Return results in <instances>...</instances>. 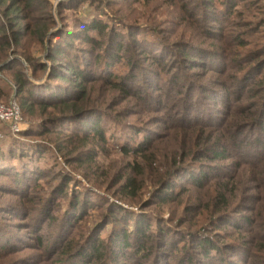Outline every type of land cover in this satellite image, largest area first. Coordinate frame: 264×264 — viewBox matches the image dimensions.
<instances>
[{
	"label": "rangeland",
	"instance_id": "obj_1",
	"mask_svg": "<svg viewBox=\"0 0 264 264\" xmlns=\"http://www.w3.org/2000/svg\"><path fill=\"white\" fill-rule=\"evenodd\" d=\"M48 2L51 4L50 9H38L34 16L47 23L53 22L51 33L56 37L53 38L52 44L58 42L60 38L69 37L70 34L77 32L81 21L91 22L95 18L105 20L110 27L114 26L127 39L137 37L138 40L146 41L148 49L145 50L147 47L143 45L142 49L147 58L139 62L143 64L144 81L146 78L150 83L147 84L146 89L143 87L149 94L145 98L150 100L147 101L148 103H141L134 98H126L123 93L106 82L95 83L91 87L92 104H95L93 108L96 110L105 112L106 119L103 126L109 143L106 147L97 148L98 156L92 163L87 162L83 165L73 163L68 165L64 157L65 153L57 151V146L63 145V137L59 138L54 133L44 137L33 135L32 132L39 131L40 123L47 118L40 116V109L35 108L34 113L29 112V114L23 110L22 130L29 131V136L19 139L24 143L36 142L38 145L34 146V150L41 154V164L37 165V168L41 170L40 174L43 176L38 179V185L29 202L37 203L39 198H51L48 203L49 211H52L51 215L58 221V226L54 225L55 221H47L41 225L43 231L40 234H43L45 243L50 244L52 238L57 236L63 216L70 210L69 197L67 200L62 198L60 192L69 196L75 189L76 194L87 202V206L80 209L67 231L69 238L74 236L75 241L82 236L87 237L95 228L100 232L102 239L112 234L111 232L115 230L113 224L116 223L106 225L105 217L108 214L109 202H113L116 206L123 207L126 212L144 214L141 215L143 216L141 220L147 221L152 230L161 228L166 231L171 228L177 236L176 242L184 238L191 252H195L192 244L196 242L191 240L202 239L204 235L211 243L224 247L223 259L226 260V264H261L258 261L260 259H255L251 252L257 254L259 258H264V241L261 239L264 237V184L256 181L264 177V174L260 175L255 171L256 175L247 169L248 162L254 157L253 153H256L255 150L252 153L255 144L250 130L242 134L245 142L238 141L237 147L242 146V148L238 149L239 151L234 150L242 153V155L235 153L240 158L229 159L223 163L198 158L185 160L188 169L198 162L200 165L197 167L209 174H218L225 170L223 173L235 176L243 186L242 191L238 189L237 193H230L234 195L233 198V195L227 194L231 211L222 220L213 215L215 214L213 210H220L226 204L216 205L214 202L219 184L223 183L221 180L214 179L206 186H193L185 179L178 178L176 185L173 186L174 182L171 183V187L174 188L170 193L167 191L170 199L165 201L163 199L167 196L153 189L148 163L146 165L138 156L123 154L117 148L121 145L132 148L139 144L145 135L164 137L170 134L173 139L176 136L179 139L184 138L187 134L182 135L180 128H175L177 134H174L173 130L164 129L166 120L169 125L181 120L180 109L192 108L190 111L192 120L199 119L196 124L203 123L201 122L203 120L209 121L208 117L212 118L213 122L222 121L218 112L220 110L226 112L229 103L220 107L219 100H224L222 92L231 89L229 83L232 81L228 74L232 70L230 65L236 63L234 60H243L245 63L242 64V68L247 69V72L264 76V70L261 71V66L264 65V0H61L58 3L55 0H48ZM228 10L232 11L231 16H228ZM237 38L244 42L242 47L237 48L239 45ZM59 42L63 44L65 41L62 39ZM45 45L47 46L48 43ZM71 45L72 47L67 49L69 53L75 54L73 52L75 48L88 50L82 42L72 41ZM45 48L31 41L22 42L16 47L15 52L18 54L13 58H18L23 63L24 73L29 75L31 70L28 67L32 59L46 60L48 54ZM213 51L225 56L228 69L223 68L224 61L219 56H210L209 52ZM151 54L154 57H151ZM152 58H158L159 63L157 59ZM183 58L193 60L194 63L185 64ZM213 59L215 63H212ZM256 59L257 61H252ZM122 64L117 71L115 69L120 75L128 70V67ZM7 68L5 71H0V95L7 94L5 98L0 99L2 102H8L13 97L16 99L17 87L13 74L14 71L22 70L16 63H8ZM157 70L162 74L161 77H155ZM39 75L40 73L36 74ZM175 78L179 80L173 82L176 86L173 88L172 81ZM52 90L55 91V85ZM159 91L166 97L164 98ZM243 92L239 96H243ZM153 96L159 97L164 102L162 109L158 101L157 103L152 101ZM253 102L255 100L246 99L243 104L247 106ZM172 103L174 107H171ZM164 108H170V113L163 115ZM206 122L203 124H208ZM62 126L67 129L71 125H57L55 131ZM255 134L258 135V131ZM7 136L5 128L0 125V146L8 144ZM130 137H132L131 141H129ZM244 143L247 145L244 146ZM169 148L167 144L159 145L154 152L163 155V151ZM93 149L95 148L90 147L87 150ZM154 152L148 151L145 153V158L151 160ZM243 162L244 166L241 164ZM136 165L139 166L136 168L134 167ZM256 170H260V167ZM138 171H143L144 176L138 175L136 173ZM57 174L69 176L71 182L68 183L66 190L62 189L64 185H61V181L54 178ZM129 176L135 177L138 181L144 180L145 188L135 199H126V195L119 192V188ZM184 176L189 179V176ZM178 186L183 189L179 190ZM243 196L251 197L243 198ZM6 198L14 200L9 195ZM4 199H0V211L9 204V201L4 202ZM52 203H55L54 207H51ZM0 215L5 216L2 219L0 217V230L13 233L16 238L14 246L17 248L4 257L0 264L52 262L51 257L47 258L44 252L38 251L36 241L29 238L35 236L32 232L37 228L35 225L31 229L28 228L29 217L22 215L16 218L4 212ZM248 216L259 222L257 226L261 227L262 224V229L259 227L260 230H256V233L244 230L246 225L242 218ZM139 217L137 216V219ZM178 245L180 246V243ZM184 250L173 255L170 261H165L166 264H186L187 262L181 261L184 259ZM195 262L193 264H201ZM144 264L151 262L146 261Z\"/></svg>",
	"mask_w": 264,
	"mask_h": 264
},
{
	"label": "trees",
	"instance_id": "obj_2",
	"mask_svg": "<svg viewBox=\"0 0 264 264\" xmlns=\"http://www.w3.org/2000/svg\"><path fill=\"white\" fill-rule=\"evenodd\" d=\"M50 7L51 4L48 0H0V71L7 70L8 63H16L18 67H23V63L18 58H13L15 54H18L15 49L20 43L31 41L36 45L46 47L45 50L48 54L46 60L32 59L28 67L31 70L29 75L24 73L23 68L20 71H14L13 79L16 83L15 87H17L16 100L22 115L23 110L29 114V112L34 113V109L38 108L41 112L40 116L47 117L40 123V130L32 132L33 135L44 137L54 133L59 138L63 137V145L57 146L56 149L65 153L64 157H66L68 165L92 163L98 156L97 148L106 147L109 142L103 126L106 119L105 112L93 108L95 104H92L91 87L95 83L103 81L123 93L126 98H134L141 103L149 102L150 99L145 98L149 94L144 88L146 89L147 84L150 83L146 78L144 81L143 64L139 62L141 59L147 58L144 56L145 51L142 49V45L147 47L145 49L147 50L148 44H145L146 41L138 40L137 37L127 39L114 26L110 27L105 20L97 18L86 23L81 21L77 32L70 34L69 37L60 38L58 42L52 44L53 38L56 37L51 33L53 22L47 23L34 16L38 9L49 10ZM231 14L232 11L228 10V16ZM62 39L65 41L63 44L59 42ZM72 41L82 42L88 47V50L75 48L73 49L75 54L67 52V49L72 47V45L70 46ZM237 41H239L237 48L242 47L244 42L240 38H237ZM209 53L210 56H219L224 61L223 68L228 69L224 55H218L215 51ZM152 55L151 57H154ZM152 59H157L159 63L158 58ZM182 60L185 64L194 63L193 60L190 61L186 58ZM252 61H257V59ZM234 62L236 63L230 65L232 70L228 74L232 81L229 83L231 89L228 88L222 92L224 100H219L220 107L229 103L226 112L225 110L218 112L222 119L221 122H213V119L208 117V124H203L206 122L205 120L201 121L203 123L196 124L199 119L192 120L190 113L192 108L180 109L181 120L172 122L170 125L166 120L164 129L165 131L173 130L174 134H177L176 131L180 128L182 135L187 134L184 135V138L179 139L176 136L173 139L172 136H169L170 134H166L164 137L145 135L141 142L132 148L122 145L117 148L123 154L129 153L138 156L146 165L148 163L153 189L157 193H164V196H167V191L170 193V190L174 188L178 178L185 179L193 186H206L214 179L221 180L223 183L219 184L220 187L218 186L220 190L216 191L214 202L216 205L226 204L220 210H213L215 218L221 220L231 211L230 199L227 198V194L233 195L230 193L235 194L238 189L242 191L243 186L235 176L223 173L225 170L222 173L209 174L203 171L204 169L197 167L200 165L198 162L188 169V163L185 164V160L198 158L199 160L223 163L229 159L240 158L235 153L240 155L242 153L234 150L242 148V146L237 147L240 141L245 142L242 134L250 130L255 144V146L253 144L252 153L254 150L256 153H253L254 157L248 162L247 169L251 173L257 171L260 175L264 174V76L247 72V69L242 68V64L245 62L241 59L234 60ZM212 63H215V59ZM120 64L128 67V70L121 75L115 72ZM13 67L12 69H14ZM261 69V71L264 70V65L261 66ZM37 73L40 75L36 76ZM161 75L158 70L155 71V77H161ZM177 80L179 79L175 78L172 85ZM53 85H55V91L52 90ZM175 87L173 85V88ZM253 87H255L254 90ZM241 92L244 93L243 96H239ZM161 94L164 98L166 97L165 94ZM6 96L7 94L0 95V99ZM246 99L255 100V102L246 106L243 104ZM152 101L154 103L158 101L159 107L162 109L164 102L159 97L154 98L153 96ZM174 106L172 103L171 107ZM169 109L164 108L162 114H169ZM60 124L71 126L67 129L62 126L55 131V127ZM0 125L5 128L8 135V144L0 146V199L6 198L7 195L14 198L13 201L7 200L8 198L3 200L4 202L9 201V204L0 213L4 212L16 218L22 215L29 217L28 228L31 229L33 225L37 227L32 232L35 236H29V238L36 241L38 251L44 252L47 258L51 257L50 264H144L146 261L151 264H166L165 261H170L171 257L181 252L182 249L185 250L183 251L184 259L181 261L187 262L186 264H193L194 261L201 264L227 263L223 259L225 256L224 247L211 243L206 236L202 235V239L191 240V242L196 241L192 244L195 252H191L187 240L181 238L176 242L177 236L171 228L166 231L161 228L152 230L147 221L142 222L144 214L136 215L126 212L122 209L123 207H118L113 202H109L108 214L105 217L106 225L112 224V222L116 223L113 224L115 230L111 232L112 234L106 239H102L99 235L100 232H97L95 228L87 237L82 236L75 241L74 236L69 238L67 231L76 214L87 206V202H84L76 194L75 189L69 196L60 192L62 198L67 200L69 197L70 210L63 216L57 236L53 237L50 244L47 245L43 234H40L43 231L41 225L47 221H55L54 225L58 226L56 217L51 215L52 211H49L48 203L51 198H39L37 203L29 202L30 196L38 185V179L43 177L40 174L41 170L37 168V165L41 164V154L34 150V146L38 145L32 141L33 144L24 143L19 139L29 136V131L22 130L18 134H12L3 123L0 122ZM257 131L258 135L255 134ZM131 140L132 137L129 141ZM163 144H167L170 148L163 151V155L156 154L154 149ZM246 145L247 143H244V146ZM90 147L95 149L88 151L87 149ZM148 151L154 152L151 160L145 158V153ZM241 164L245 165L244 162ZM257 167H260V170H256ZM136 173L144 176L143 171ZM184 175L189 176V179L187 180ZM54 178L61 181V185H64L63 190H66L68 183L71 182L69 176L63 174H57ZM256 181L264 184V177L256 179ZM172 182L174 183L171 187ZM144 185V180L138 181L135 177L129 176L123 186L119 188V192L126 195V199H135L145 188ZM178 189H183V187L178 186ZM69 190L68 188L67 191ZM56 193L59 194V192ZM250 197L243 196V198ZM169 199L167 196L163 200L168 201ZM54 206L55 203H52L51 207ZM34 215L36 216L33 219ZM37 215H39L38 218ZM137 216L140 217L137 219ZM0 217L2 219L5 216L0 215ZM242 219L246 225L244 230L251 233L258 231L260 226H257V223L259 222H255L249 216ZM261 227L260 229H262ZM261 239L264 241V237ZM15 243L16 238L13 233L0 230V261L10 255L12 251L17 250L14 246ZM251 255L257 260H262L258 261L263 264L264 258H259L254 252H251Z\"/></svg>",
	"mask_w": 264,
	"mask_h": 264
},
{
	"label": "built area",
	"instance_id": "obj_3",
	"mask_svg": "<svg viewBox=\"0 0 264 264\" xmlns=\"http://www.w3.org/2000/svg\"><path fill=\"white\" fill-rule=\"evenodd\" d=\"M61 0H55L58 3ZM0 122L3 123L12 134H18L24 126V118L21 108L16 99H11L8 103L0 102Z\"/></svg>",
	"mask_w": 264,
	"mask_h": 264
}]
</instances>
